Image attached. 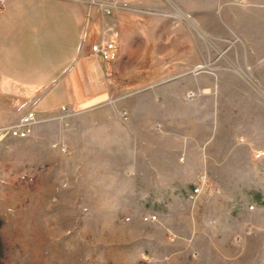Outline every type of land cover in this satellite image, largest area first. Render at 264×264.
Wrapping results in <instances>:
<instances>
[{
    "label": "rangeland",
    "instance_id": "374dc122",
    "mask_svg": "<svg viewBox=\"0 0 264 264\" xmlns=\"http://www.w3.org/2000/svg\"><path fill=\"white\" fill-rule=\"evenodd\" d=\"M209 44V63L185 75L192 83L157 94L180 112L167 121H138L132 97L147 102L151 90H122L132 97L97 116L98 127L59 112L24 138H0V264H264V57L232 38ZM144 141L175 148L163 157L178 166L186 150L185 184L143 177Z\"/></svg>",
    "mask_w": 264,
    "mask_h": 264
},
{
    "label": "crops",
    "instance_id": "0c3cea01",
    "mask_svg": "<svg viewBox=\"0 0 264 264\" xmlns=\"http://www.w3.org/2000/svg\"><path fill=\"white\" fill-rule=\"evenodd\" d=\"M111 1L109 15L92 7L87 14L85 4L64 0L4 1L0 8V126L15 122L30 109L39 119L59 112L89 115L91 125L98 127L97 116L132 97L118 92L136 89L152 91L144 103L132 97L139 110L137 120L164 122L180 112L170 108V101L161 103L157 94L192 83L185 75L209 63V42L217 45L230 38L248 42L249 56L264 57V0ZM183 13H190L193 21H178L177 15ZM102 21L113 23L118 33L110 77L101 58L89 49ZM207 83L204 88L210 89L211 82ZM151 106L158 109L152 111ZM123 111L130 115L133 108L123 109L122 115ZM145 144L138 159L143 177L153 180L154 186L185 184L177 175L186 169V150H181L183 162L178 166L175 157H163L177 153L175 148ZM160 164L167 165L164 175Z\"/></svg>",
    "mask_w": 264,
    "mask_h": 264
},
{
    "label": "built area",
    "instance_id": "2783aa9c",
    "mask_svg": "<svg viewBox=\"0 0 264 264\" xmlns=\"http://www.w3.org/2000/svg\"><path fill=\"white\" fill-rule=\"evenodd\" d=\"M82 2L87 7V14L90 7L95 9L100 14L109 15L112 12L114 6L111 0H75ZM178 18L185 20H192L190 13H183L177 15ZM117 37L118 33L116 27L113 23L109 21H102L99 27L97 38L90 43L89 49L90 54L98 55L103 61L106 69L107 76L113 75V65L117 58ZM193 92L186 91L184 97L187 100H192ZM65 110V108H62ZM123 115L125 112L123 111ZM39 121V118L35 115L30 109H26L23 113L19 115L15 122L11 124H5L0 126V138L4 136L24 138L28 135L31 130V127L34 123ZM56 145V144H54ZM58 148L62 151H66V147L63 145H58ZM206 187V179L204 174L198 175L197 181L194 183L192 189L188 194V198L192 201L201 193L202 189ZM157 215L154 213H148L143 215L142 219L146 221H155ZM251 232L250 229L245 231L246 234Z\"/></svg>",
    "mask_w": 264,
    "mask_h": 264
}]
</instances>
